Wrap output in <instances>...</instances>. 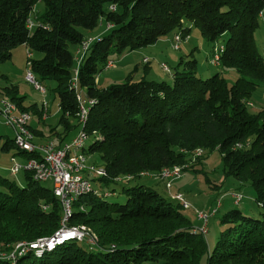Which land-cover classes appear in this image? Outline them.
Segmentation results:
<instances>
[{
	"label": "trees",
	"instance_id": "16d2710c",
	"mask_svg": "<svg viewBox=\"0 0 264 264\" xmlns=\"http://www.w3.org/2000/svg\"><path fill=\"white\" fill-rule=\"evenodd\" d=\"M39 3L44 10L33 18ZM263 11L264 0H0V65L22 46L31 55L43 54L39 60L28 58V65L42 82H55L63 131L54 127L46 135L32 127L31 116L40 122L43 107L26 105L17 87L1 89L3 100L29 115L34 137L65 142L78 126L72 121H78L87 136L83 152L89 161L97 156L106 171L93 180L99 193L79 197L67 222L68 228L83 229L98 252L77 240L52 250L33 249L62 227L63 205L30 172L21 186L0 175V251L26 248L13 258L0 256V264H264V106L258 113L249 109L264 83V55L255 38ZM104 22L107 34L86 38L83 31H95ZM193 27L212 43L229 35L221 45L220 72L202 79L198 61L186 57L169 74L170 81L144 77L134 82L136 66L124 83L97 86L112 54L147 48L170 34L186 39ZM83 41L91 42L76 67L70 46H79L77 55ZM226 71L238 75L231 86ZM82 90L94 104L79 123ZM14 139L15 134L2 150L16 148ZM197 150L204 154L193 160ZM214 152L227 177L253 188L262 212L251 217L239 208L228 211L220 218L226 229L213 246L183 212L195 214L193 207L184 209L151 186H123L124 204L105 200L110 193H103V187L122 177L138 180L176 166L184 173L196 171L205 154Z\"/></svg>",
	"mask_w": 264,
	"mask_h": 264
},
{
	"label": "rangeland",
	"instance_id": "374dc122",
	"mask_svg": "<svg viewBox=\"0 0 264 264\" xmlns=\"http://www.w3.org/2000/svg\"><path fill=\"white\" fill-rule=\"evenodd\" d=\"M43 10H44V5L42 3H39L38 5H36L34 9V13H32L33 18H36L37 14L42 13ZM102 26L106 27V23L104 22V24H102L97 29L101 28ZM83 32L87 33L86 31H83ZM190 35L192 38L189 44L185 45L186 39H184L183 40L184 42L182 41L181 43V46H182L181 51L176 52L174 50L173 54L175 56V59L177 60L175 64L173 65L169 63V70L171 72L174 71V69L176 68L179 62L180 57L181 58L187 57L190 59L191 57H195V59L198 61V74H197L198 77H201L202 79H208L209 78L208 71L204 68H209L211 69V71H215L214 73H216L220 68L212 66L211 65L213 64L212 61H211V64H208L209 57L207 54V50H211L212 48H215L214 55L217 54L219 52V49L221 48V45H225L227 39L229 38V35L223 36L218 42H215V43H212L208 41L207 39H205L202 36L200 30L195 27L192 28ZM255 38H256V45L258 47V50L263 55L264 54L263 43H262L263 38L261 39L259 37L258 31L256 32ZM78 47L70 46V51L72 52L75 58L76 67L78 65V62L76 60V57H77L76 51ZM196 47L197 49H195ZM192 53H193V56L191 55ZM28 54H29V50L25 46L19 47L13 51L11 60L0 65V73L3 75V77L0 78V92H1V89L5 87L14 86L18 88L19 94L25 98L24 101L26 105L28 106L37 105L40 108L43 107V105H46L47 110L50 112V118L45 123V125H41V128L45 129L47 134L49 133V128H54V127H57V130L59 132H62L63 128L62 126L59 125V120H60L59 100H58L57 94L54 91L56 87L55 82L52 80H46L42 82L38 76L33 74L35 77V80L45 90V93L42 94L41 92H39V90L35 88L34 84L28 82L26 78L27 72L30 71V67L28 65V58L29 59L31 58L32 60H37V59L39 60L43 57V54L33 53L31 56ZM130 54H132V52L130 53L128 52L122 56L112 54L111 59H113L117 63H115V66H113L112 68L105 69L98 75V80L101 78L100 84H98V87L102 88V87H107L108 85H112L115 83H124L127 80L131 72L124 73L126 68L121 67V65L119 64L120 62L119 59L127 55L125 56L126 58ZM214 55L211 57V59L214 58ZM213 65L217 66L216 64H213ZM136 66H139L141 68V71L139 70L133 75V81L139 82L144 78L143 64L140 62L138 64H135V66L129 65V67H132L133 70ZM164 72L166 74V75L164 74L166 80L170 81L171 76L169 74L171 73L169 72V74H167L166 70H164ZM102 78L108 79L107 82H104V79ZM227 78H228V83L230 86L233 85L236 81V79H232L230 77H227ZM145 79L149 80L150 78L145 77ZM81 94L85 95L84 90H82ZM0 99L2 100L4 99L1 93H0ZM2 100H0V102ZM251 103L253 104V106ZM263 106H264V85L262 86L260 85L258 89L252 95V98L250 100L249 109L252 113H258L260 108H262ZM37 122H38L37 117H32L30 123L33 126H37L38 125ZM72 123L74 125L77 124L78 126L76 125L77 127L75 128V130H73L67 135V139L65 141L68 143H71L72 139L75 136L77 137V135L80 132L78 121L77 122L72 121ZM0 136H3V139H0V175L16 181L21 186L25 182V175H24L25 173L21 172L17 175H13L11 173V167L13 164L11 162V158L15 156L17 161H21V158L17 155V153L18 152L23 153V152L17 148H12L8 152L2 150V146L4 142L12 139L13 131L1 121H0ZM197 151H195L193 155V160H195L198 157H201L204 154L203 153L201 155H197L196 154ZM23 158H26V157H23ZM93 161L94 162H92V160L89 161V158H88L87 165L90 167L92 166L96 169H100L102 167L101 166L102 162L97 158V156L94 157ZM195 170L197 172L193 170H189L183 173L181 185L179 186V183H175V188H179L186 195V197L190 199V201L192 202V204L189 202L191 206L195 210H199V211H204V209L205 211H207L206 210L207 207L211 203H213V201L215 203L216 198L222 197L223 208L215 215L214 218L210 219L208 227H207L208 232H207L206 238H207V241L209 242V245L213 246L219 240L221 232H223L226 229V226L221 225L220 218L224 214H226L228 211L232 210L233 208H239L243 212V214L247 216L259 217L262 210L260 207H258V205L255 202V192L253 188L249 184L239 185L234 177H227L225 175V173L223 172L224 170L223 160L218 152L205 154V157L202 160V163L197 165L195 167ZM91 179L93 181L96 178L94 179L91 178ZM125 179L126 178H123V177L120 178V180H125ZM92 183L95 187L96 182L93 181ZM127 183L126 182L117 183L114 186L112 185L109 186L108 188L103 187V190H102L103 193L104 192L110 193L109 196H104L105 200L110 203L115 202L119 204H124L127 198L125 194L122 193L123 186H126V187H134L136 185L149 186V181L144 177L138 180L127 181ZM42 184L44 187L53 190V185L51 182H44ZM153 186H155V184H153ZM157 188L158 189L156 190L162 196L166 198L169 197L165 193L163 186L158 184ZM112 189H113V192H111ZM237 192L238 193L240 192L243 195V200L239 205L236 206L230 201V197L232 196V194L237 193ZM183 212L191 220H195L194 219L195 214L193 213V211L183 210ZM202 225L198 228H201ZM89 248L92 249L94 252H98L97 247H92V248L89 247ZM0 253H3V252H0Z\"/></svg>",
	"mask_w": 264,
	"mask_h": 264
},
{
	"label": "built area",
	"instance_id": "2783aa9c",
	"mask_svg": "<svg viewBox=\"0 0 264 264\" xmlns=\"http://www.w3.org/2000/svg\"><path fill=\"white\" fill-rule=\"evenodd\" d=\"M114 10V8H112ZM36 20V19H34ZM41 24H39L36 20V27H40ZM27 28H28V22H27ZM106 29H108L106 27ZM91 41H83V48H80V52L77 53V62L79 65L81 57L84 55V53L89 49ZM172 48L174 50H177L176 48V40L173 39ZM28 55H31L30 53ZM217 61V60H216ZM145 63L148 62L147 59L144 60ZM109 66H115L114 60H109L106 64V67ZM161 66H166V73L169 74V67L166 64H162ZM75 77V83L78 88V82H76V69L74 70ZM27 81L34 84L37 90L44 94L43 88L40 86L38 82H36L35 77L32 73V71L27 72ZM79 90V89H78ZM83 103L85 105V97L82 96ZM96 102V100H95ZM44 107V113L43 118L47 117V106L43 105ZM83 116V115H82ZM82 116L79 117V123L82 119ZM26 119V116H18L14 115L13 110L9 109L8 107L0 108V121L4 122L8 128H10L13 131V134L17 135V138L24 144L30 145L26 142L25 135L22 133V130L20 129V121H24ZM75 142H82L81 138H77L76 136L72 139L71 143L68 142H62L58 143L55 140H49V143H54V150H47V147H41V146H33L37 149H42L44 152L47 153L48 157L52 161V170L51 171H43V168H41V171L36 176H32L33 180H45V182H51L53 187L57 191V198L60 200V202L63 204V228H60L58 230V233L54 239H51L47 242H39V244L33 246L32 248H41V246H46L49 243L54 242L57 239H62L65 237H68V235H79L81 240L83 242H86L88 245L94 246V243L92 239L85 233L83 229H71L68 228L67 225V204L70 202V195L72 192L75 191H86L87 194H98L99 190H96V188L93 185V181L91 178L100 179L102 177L99 176V173H91L86 170V167L81 166V159L86 158V155H83V157H74L72 156L73 161H75L80 169L86 170V178H72L68 174L67 166H64L62 164V148H72L74 146ZM85 144V143H84ZM12 167L11 172H14L15 175L24 172L29 173V167L30 164L33 163V161L28 160L26 158H23L22 161H17L15 157L11 158ZM184 173V170L176 169L172 170L171 172V179L170 180H161V174L158 173H152V175H149L147 178H153L158 179L163 182L165 185V188L170 192L173 183L179 179L182 178V175ZM132 178H126L125 180H116L117 183H121L123 181H130ZM170 196L176 200L179 201L180 204L183 206L184 209H190L192 208L191 204L186 200L185 196L182 193H176L172 194L170 193ZM233 198V201L235 205H238L243 200V195L241 193H234L231 196ZM222 207V197L218 198L213 206L207 210V211H199L194 210L197 218L202 222V227L197 228V230L202 231L204 234H207L208 232V224L211 218H213L221 209ZM26 248H14V250L10 253H0V256H10V258H13V256L16 255V253H22L25 251ZM1 252V251H0Z\"/></svg>",
	"mask_w": 264,
	"mask_h": 264
},
{
	"label": "bare ground",
	"instance_id": "6f19581e",
	"mask_svg": "<svg viewBox=\"0 0 264 264\" xmlns=\"http://www.w3.org/2000/svg\"><path fill=\"white\" fill-rule=\"evenodd\" d=\"M29 27L30 28L33 27V23L32 22H30ZM174 38L176 40V48H177V50H175V51H180V49L182 47L181 43L184 40V38H183L182 34H179V33L176 34V36ZM81 48H83V47H81ZM173 50H174V48H173ZM78 52H80V50H78ZM222 52H223V46L219 49V52L217 54H215L214 58L211 60L213 64H216L217 66L219 65L220 56H221ZM263 64H264V59H263ZM112 67L113 66H109L106 69H109V68H112ZM162 67H163L164 70H166V66H162ZM169 72H170V70H169ZM43 92L45 93L44 89H43ZM82 96L85 97V105H87L86 107L84 106ZM0 103H1L0 108L8 107L9 109L13 110L14 115L26 116V119H24V121H20V129L22 130V133L25 135L26 142L29 143L30 145L22 143L17 138V135H15L14 141H15V147L17 149H19L20 151H22L26 155L34 156L32 158L30 157V159H28L26 157V159L33 161V163L30 164L29 172L32 174V176H36L39 173V171H41V168H43V171H51L52 170V161L48 157L47 153L44 152V150L37 149V148H35L33 146L47 147V150H54V143H49V141H47V142H45L43 144H37L35 142L34 135L28 129V123L30 121L29 115L26 114V113H19V111L17 110L16 106L14 104L6 101V100H2ZM93 104H94V101L89 99V98H87L86 94L85 95L81 94L80 103H79L80 116L83 115L82 119L80 121L81 123H84V121L86 120V117H87L88 112H89V107L92 106ZM46 118H43V119L45 120ZM77 138H81L82 142H75L74 146H72L71 149L70 148H62V164L64 166H67L68 174L72 178H86V170H88V172H91V173H99L100 177L106 176V171L103 168L96 169V168H94L92 166L90 167V166L87 165L88 156L83 152V149L85 148V146L87 144V136H86L85 133H83V131L81 129H80L79 134L77 135ZM196 154L197 155H201L203 153H202V151H198ZM83 155H86V158L81 159V166L82 167H86V170L85 169H80L78 167L77 163L75 161H73V159H72V156H74V157H83ZM176 169L183 170L181 167H178V166L172 167V168L163 169L162 172H161V180H170L171 179L172 170H176ZM11 173L13 175H15L14 172H11ZM37 181L45 182V180H37ZM53 193L57 196V191H56V189L54 187H53ZM84 195H86V191H75V192H72V194L70 195V202H68V204H67V222H68V220H69V218L71 216L72 204L79 197L84 196ZM61 228H63V222H62V227ZM71 229H78V228H71ZM57 233H58V231L51 238L40 240L36 244H34L33 246L39 244V242H47V241H50L51 239H54L56 237ZM72 240L82 241L81 238L79 237V235H68V237H65V238H62V239H57L54 242L47 244L46 246H41V248H33V249H37V250H46V249L47 250H52L55 247H57V246H59L61 244H64L66 242L72 241Z\"/></svg>",
	"mask_w": 264,
	"mask_h": 264
},
{
	"label": "crops",
	"instance_id": "0c3cea01",
	"mask_svg": "<svg viewBox=\"0 0 264 264\" xmlns=\"http://www.w3.org/2000/svg\"><path fill=\"white\" fill-rule=\"evenodd\" d=\"M259 22H260V26H259V28H258L257 31H258L259 37L261 39L263 38L262 43H263V50H264V11L260 15ZM187 26L192 27L191 24H187ZM107 30L108 29H106L105 26H102L101 28L96 29L95 31H89V32H87L86 33V38H89V39L100 38L103 35H105V34L108 33ZM175 36H176V34H170L169 36L160 39L156 44H154L152 46H149L147 48L140 49L138 51H134V52H132V54H130L126 58H125V56H127V55L121 57L119 59V61H120L119 64L121 65L122 68H126L124 73H127V72L130 73V72H132L133 69H132V67H129V65L130 66H135V64H138V63L141 62L143 64V73H144L143 76L144 77H148V78H150L149 80H155V81L166 80V78L164 76L165 72L162 69L161 65L162 64H166L169 67V63H171L173 65V64H175V62L177 60V59H175V56L173 54L174 53V50L172 48L173 39H174ZM255 36H256V33H255ZM191 38H192L191 35L186 38L185 45L186 44H189L191 42ZM195 49H197V47ZM180 51H181V49H180ZM180 51H176V52H180ZM212 53H213V48L211 50H207V54H208V57H209L208 58V64H211V60L212 59L210 60V58L212 56ZM145 59L148 60L147 63L144 62ZM180 59H181V57L179 58V62H180ZM179 62H178V64H179ZM115 63H117V62H115ZM211 65L214 66L213 64H211ZM137 67H138L137 68V71H139V70L141 71V68L139 66H137ZM214 67H216V66H214ZM204 69H206L208 71V76L209 77H211L212 75H214V74H216V73H218V72L221 71V69H219L216 73H214L215 71H211V69H209V68H204ZM170 73L172 74L171 71H170ZM235 73L236 72H233V71H226V72H224V74L227 77H230L232 79H237L238 76ZM100 79L98 80V76H97V79H96L97 86H98V84H100ZM102 79H104V82H107V80H108V79H105V78H102ZM262 85H264V83L261 84V86ZM108 86H110V85H108ZM107 87H102V88H107ZM99 88H101V87H99ZM0 100H2V99H0ZM252 106H253V104H252ZM43 110H44V107H43ZM49 118H50V112L47 110V118L44 120L43 117H42L41 121L40 122H37L39 126L38 125L37 126H33L31 123H30V125L32 127H35V128H38V129L42 130L47 135L46 130L43 129V128H41V125H45V123L49 120ZM31 119H32V116H31ZM13 137H14V134L12 136V139H13ZM47 140H55V139H49L47 137L41 138V137H38V136L35 137V142L38 143V144H43V143L47 142ZM18 156L21 158V161H22L23 160V156H20V155H18ZM13 157H15V156H13ZM91 160H94V158L91 159ZM144 178H146L149 181V187L151 186V187H153L155 189H158L157 188V185L158 184H160L161 186H163L165 193L167 195H169V196H170V193H172V194L183 193L179 188H175V183H179V186L181 185L182 178L179 179V180H177V181H175L173 183V186H172L170 192L165 188V186H164V184L162 182H160V181H158L156 179H153V178H147V177H144ZM124 182L127 183V181H123L121 183H124ZM153 184H155V186H153ZM184 196H185L186 200L192 204V202L190 201V199L188 197H186L185 194H184ZM216 200H217V198L215 199V201ZM230 201L233 203V198L232 197H230ZM213 204H214V201H213V203H211L207 207L206 210H209L213 206ZM222 208H223V206L221 207V209ZM204 211H205V209H204ZM194 219H195V220H193L194 221V223H193L194 226H196V228L200 227L202 225V222L198 218H196L195 216H194Z\"/></svg>",
	"mask_w": 264,
	"mask_h": 264
}]
</instances>
